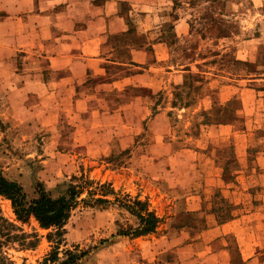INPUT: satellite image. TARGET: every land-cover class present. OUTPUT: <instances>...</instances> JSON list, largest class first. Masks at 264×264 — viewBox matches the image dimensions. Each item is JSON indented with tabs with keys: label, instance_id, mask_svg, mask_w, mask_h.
I'll return each mask as SVG.
<instances>
[{
	"label": "rangeland",
	"instance_id": "obj_1",
	"mask_svg": "<svg viewBox=\"0 0 264 264\" xmlns=\"http://www.w3.org/2000/svg\"><path fill=\"white\" fill-rule=\"evenodd\" d=\"M171 1L164 37L169 63L184 70L172 76V98L161 93L150 112L125 116L133 127L93 128L90 142L75 146L56 143L57 130L69 131L66 115L56 130V117L21 107L12 72L21 53L5 54L22 38L0 23V169L28 199L40 189L58 197L75 176L114 190L109 203L79 204L65 226L60 256L87 250L79 264H242L249 255L264 264V0ZM10 9L0 0V22ZM116 197L147 201L160 218L156 231L122 234L139 222ZM0 212L27 237H0V264H40L56 245L53 229L18 221L1 195ZM218 222L220 238L207 232ZM220 247L230 255L218 256Z\"/></svg>",
	"mask_w": 264,
	"mask_h": 264
},
{
	"label": "crops",
	"instance_id": "obj_2",
	"mask_svg": "<svg viewBox=\"0 0 264 264\" xmlns=\"http://www.w3.org/2000/svg\"><path fill=\"white\" fill-rule=\"evenodd\" d=\"M10 1V15L0 23L12 39L22 38L21 48L14 45L5 54L11 59L21 53V67L17 57L12 71L21 81L14 88L24 110L56 117V130L66 115L69 131L57 130L56 143L86 144L93 128L133 127L125 121L128 113L150 112L161 93L172 98V76L184 70L169 63L164 37L172 23L171 0ZM14 88L9 97L18 91ZM15 105L11 100L12 111ZM162 105L158 109L167 110ZM215 225L207 232L218 230L220 238L222 224ZM221 253L230 255V248H218ZM249 256L242 264H251Z\"/></svg>",
	"mask_w": 264,
	"mask_h": 264
},
{
	"label": "trees",
	"instance_id": "obj_3",
	"mask_svg": "<svg viewBox=\"0 0 264 264\" xmlns=\"http://www.w3.org/2000/svg\"><path fill=\"white\" fill-rule=\"evenodd\" d=\"M92 184L93 182L85 176H75L58 197H54L45 189H40L37 197L28 199L24 186L20 182L8 178L0 169V195L11 201L16 219L26 223L31 217H34L42 228L53 229L54 232L49 234L51 240L53 237L57 238L54 249L44 257L40 264H79L80 260L87 255V250L76 248V250H65V257H61L59 247L66 232L65 226L73 210L79 204L84 203L90 206L106 204L111 202L107 196L116 194L106 185L93 188ZM86 193L87 196H84ZM116 200L120 202L122 207L136 216L139 222L134 231H124L122 234L140 236L156 231L160 218L150 209L147 201L138 198L121 200L119 197H116ZM17 231H23V229L0 214V237H5L6 242L22 240L20 242L25 244L26 233L19 234ZM4 243L5 241L0 239V249ZM30 243L33 244L32 241ZM0 258L5 260L1 253Z\"/></svg>",
	"mask_w": 264,
	"mask_h": 264
}]
</instances>
